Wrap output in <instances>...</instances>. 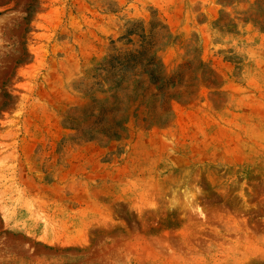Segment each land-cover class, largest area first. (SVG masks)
Instances as JSON below:
<instances>
[{
	"label": "rangeland",
	"instance_id": "374dc122",
	"mask_svg": "<svg viewBox=\"0 0 264 264\" xmlns=\"http://www.w3.org/2000/svg\"><path fill=\"white\" fill-rule=\"evenodd\" d=\"M0 264H264V0H0Z\"/></svg>",
	"mask_w": 264,
	"mask_h": 264
}]
</instances>
